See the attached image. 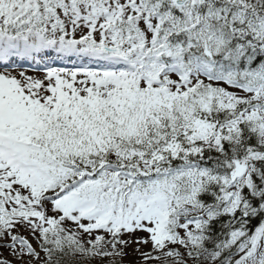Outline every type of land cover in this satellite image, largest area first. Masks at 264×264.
Masks as SVG:
<instances>
[{
  "label": "snow or ice",
  "instance_id": "6c2138e0",
  "mask_svg": "<svg viewBox=\"0 0 264 264\" xmlns=\"http://www.w3.org/2000/svg\"><path fill=\"white\" fill-rule=\"evenodd\" d=\"M0 264H264V0H0Z\"/></svg>",
  "mask_w": 264,
  "mask_h": 264
},
{
  "label": "rangeland",
  "instance_id": "374dc122",
  "mask_svg": "<svg viewBox=\"0 0 264 264\" xmlns=\"http://www.w3.org/2000/svg\"><path fill=\"white\" fill-rule=\"evenodd\" d=\"M128 259H130V260H131V259H132V257H129Z\"/></svg>",
  "mask_w": 264,
  "mask_h": 264
}]
</instances>
